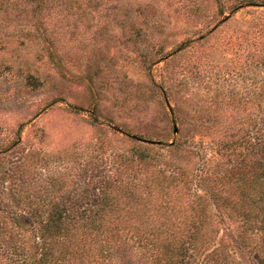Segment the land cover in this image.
Masks as SVG:
<instances>
[{"label":"rangeland","instance_id":"obj_1","mask_svg":"<svg viewBox=\"0 0 264 264\" xmlns=\"http://www.w3.org/2000/svg\"><path fill=\"white\" fill-rule=\"evenodd\" d=\"M239 2L0 0V246L108 184L135 200L120 226L196 228L209 264H264L231 178L264 128V7Z\"/></svg>","mask_w":264,"mask_h":264},{"label":"trees","instance_id":"obj_2","mask_svg":"<svg viewBox=\"0 0 264 264\" xmlns=\"http://www.w3.org/2000/svg\"><path fill=\"white\" fill-rule=\"evenodd\" d=\"M243 6L264 7V0H240L234 10ZM244 144L251 152L249 168L235 170L231 178L236 185H248L246 204L264 219V128L260 145L251 140ZM115 190L103 184L87 212L52 209L45 220L40 212L24 214L25 232L33 240L0 246V264H209L212 255L201 259L206 240L196 228L120 226V222L140 218L131 210L135 200L129 197L122 204L112 195ZM218 195L213 190L210 197L216 200ZM261 251L255 254L256 261L264 258Z\"/></svg>","mask_w":264,"mask_h":264}]
</instances>
